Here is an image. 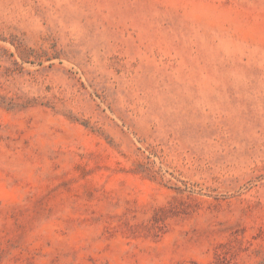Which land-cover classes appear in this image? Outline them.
Listing matches in <instances>:
<instances>
[{"label": "rangeland", "instance_id": "rangeland-1", "mask_svg": "<svg viewBox=\"0 0 264 264\" xmlns=\"http://www.w3.org/2000/svg\"><path fill=\"white\" fill-rule=\"evenodd\" d=\"M0 264H264V0H0Z\"/></svg>", "mask_w": 264, "mask_h": 264}]
</instances>
